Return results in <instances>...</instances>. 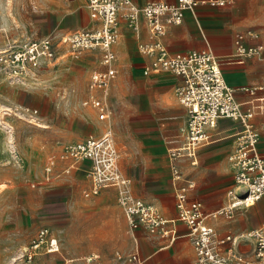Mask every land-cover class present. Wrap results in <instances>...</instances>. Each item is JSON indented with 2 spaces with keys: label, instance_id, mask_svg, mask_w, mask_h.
Listing matches in <instances>:
<instances>
[{
  "label": "rangeland",
  "instance_id": "1",
  "mask_svg": "<svg viewBox=\"0 0 264 264\" xmlns=\"http://www.w3.org/2000/svg\"><path fill=\"white\" fill-rule=\"evenodd\" d=\"M249 4L253 17H264V0H250ZM93 25L84 0H0V51H5L6 58L0 63V264H66L70 258L74 264H93L86 261L93 248L103 251L105 264H119L118 250L126 254L137 249L144 252L142 264H197L194 255L188 256V263L175 258L184 236L161 250L150 236L133 234L127 221L122 229L106 228L107 220L114 221L107 216L111 205L118 203L125 215L116 188L105 187L86 196L91 186L90 165L65 170L69 159L61 158L64 148L92 133H101L100 124H106L114 127L123 171L133 176L132 158L141 159L145 146L139 132L142 127L132 126L138 108L131 98L160 81L156 76L142 75L145 43L123 33L116 43L119 73L113 85V112L107 120H99L83 100L89 93L91 73L101 66L102 53L98 47L77 51L63 40ZM45 37L54 43L53 58L41 59L38 66L14 62L15 54L30 41ZM161 88L170 95L166 106L147 115L159 118L153 129H171L173 121H178V131L167 140H178L182 145L188 111L178 100L175 87ZM127 126H132L130 132ZM52 155L56 157L55 167L47 173ZM165 171L172 186L165 193H174L175 198L179 184L176 187L173 183L169 163ZM186 173L182 184L189 181ZM229 174L231 187L224 189V201L220 199L213 206L207 203V210L227 205V190L234 186L233 171ZM137 189L143 191L144 183ZM256 206L241 207L229 221L222 220L224 226L219 225V229L236 230L248 222L247 214L251 218L262 215ZM170 208L167 198L162 209L169 218L177 214ZM44 228L57 238L58 250L47 251V236L39 247L34 246Z\"/></svg>",
  "mask_w": 264,
  "mask_h": 264
},
{
  "label": "built area",
  "instance_id": "2",
  "mask_svg": "<svg viewBox=\"0 0 264 264\" xmlns=\"http://www.w3.org/2000/svg\"><path fill=\"white\" fill-rule=\"evenodd\" d=\"M212 5L224 4L227 0H208ZM86 7L95 26L81 33L64 37V41L73 49L80 51L98 47L102 53L100 63L103 68L95 69L88 83L89 93L83 100L97 110L100 119H106L112 108L109 100L113 79L118 74L115 66L117 54L113 49L120 37V22L125 21L135 33L141 30L145 19L152 37L164 35L173 23L183 20L185 12L194 10L200 0H152L145 5H138L133 0H85ZM260 47H250L247 52L259 53ZM143 52L152 57L145 67L146 72H172L180 77L176 86V95L188 109V121L181 146L169 150V160L173 179L184 180L178 161L183 157L196 160L200 145L211 139V130L222 119L238 120L242 128L237 136V145L229 160L234 168V186L228 190V203L214 211L207 212L199 199L190 197V190L195 186L190 180L177 187V217L166 218L160 209L144 199L134 195L132 180L120 169V152L111 129L101 135H90L85 139L68 144L61 158L69 159L67 172L80 161H88V175L91 187L86 196L98 193L102 188L115 187L119 203L123 206L132 231L143 230L153 237L166 240V245L174 243L182 234L177 223L187 226L189 237L195 251L197 264H264V221L258 227L235 234L221 233L209 224V218L221 215L227 219L235 216L241 207L254 205L264 195V151L258 143L260 134L252 122L254 108L264 107V97L248 110L242 108L236 98L235 88L225 79L223 64L212 51L191 49L171 52L166 45L157 40L145 44ZM5 51H0V63L4 61ZM56 50L51 38L45 37L30 41L25 48L15 54V60L25 61L38 66L40 60L55 56ZM243 59L241 58V61ZM55 155L48 160L47 173L55 166ZM48 229L40 231V244L45 241L48 251L59 249L56 237L49 236ZM250 242V251L240 250V245ZM34 245V246H35ZM97 252L89 260L98 259ZM122 264H142L143 258L138 250L122 255L118 254Z\"/></svg>",
  "mask_w": 264,
  "mask_h": 264
},
{
  "label": "crops",
  "instance_id": "3",
  "mask_svg": "<svg viewBox=\"0 0 264 264\" xmlns=\"http://www.w3.org/2000/svg\"><path fill=\"white\" fill-rule=\"evenodd\" d=\"M133 1L136 4L142 6L152 0ZM200 1L201 3L194 10H188L185 12L184 18L181 22L169 25L166 33L161 37H152L145 19H142L141 30L139 33H135L128 27L125 21H121L119 27V39L122 37L123 33H128L129 35L135 37L137 40L143 41V43L147 45L160 40L164 45L167 46V48L171 52L187 51L191 49L210 50L219 59H221L225 79L228 84L235 88L236 98L241 102L242 108L244 110H248L255 105L257 106V104L261 105L263 101H261L259 98L264 97V17L252 16V9L250 8L249 4L250 0H227V2H225L224 4L218 5L210 4L208 0ZM84 5L86 6L85 0ZM90 20L93 21V28L95 26V22L93 19H91V17ZM124 29H127V31L125 32ZM260 46L261 49L259 53L247 52L250 47ZM113 49L117 54L115 66L119 73V61L116 44H114ZM141 56L144 60L142 75H145L146 78H149L151 75H153L156 76L160 81L154 85H149L146 91L131 98V100L136 104L138 108V116L132 120L134 122L132 126L133 128L142 127V130H140L139 132H141L142 134L141 137L142 143L145 146V152L139 160H135L132 158L133 166H135L134 172L132 173L133 176L128 175L123 171L120 163V158L119 166L121 171L126 176L131 178L132 190L134 195L156 205L165 216L162 208L164 203L167 202V198H169L171 202L170 209L173 212L177 213L176 197L174 198V193H165L167 192V189L171 190L172 188L168 180L169 175L165 171V168L168 163L170 164L169 154L167 153L168 148L170 150L171 148L181 146V144L178 143V140L170 141L167 140V138L170 137V135L175 131H178L180 125L178 121L174 120L173 127L171 129L166 130L162 127L153 129V127L158 125L159 118L155 114L147 115V113L156 110L158 111L160 109L159 106H166L165 103L167 99H169L170 95H166L168 92L165 90H161V87L171 85L176 89V86L181 79L178 75L172 72H150L146 74L145 67L150 63L152 57H150L146 53L141 54ZM241 58L243 59L242 61ZM98 68H103V66L101 65ZM116 77L112 81L109 95L112 110L106 119H100L97 110L90 105H86L90 106L93 109L99 120H107L113 112L112 94ZM183 106L188 111L187 107L185 105ZM253 110L254 117L252 118V122L260 134L258 147L260 150L264 151V107H257ZM100 126L101 133L99 131L90 135L98 136L108 129H111L114 134V127L112 125L107 127L106 124H100ZM105 126L106 128H104ZM132 126H127L128 132L131 131ZM162 126H165V122L162 123ZM241 128L242 124L238 120H220L218 126L210 131L212 136L211 139L199 146L194 163L192 161V158L190 157H183L178 161V165L181 171L183 173L189 172V174L186 173L189 180L192 181V183L195 185L194 187L197 186L196 189H194L193 187L190 190V197L192 199L201 200L207 212L219 209L214 208L211 210H207V203L210 206H213L219 203L220 199H223L224 201V189L227 186H230V171H233L232 177L234 180V168L231 164V161L229 160V156L234 151L235 146L237 145V136ZM168 144H172V146L168 147ZM189 162L193 165L197 164V166L188 167L187 163ZM82 164L90 165L88 161L84 160L80 161L72 168L80 169L82 168ZM68 166L69 163L66 165V167ZM134 177L137 178V182H135ZM137 183L140 186H142V183H144L143 191L137 189ZM173 183L177 187V184H182V181L173 179ZM229 189L230 188H228V190ZM228 190L226 195H228ZM228 199L229 197H227V200L225 197L226 203H228ZM254 205H257L256 212L260 213L259 211H262L263 214L258 216L257 218H251V216L247 214L248 222L245 224H241V226L239 228H236V230L228 229L226 227L223 231L219 229V225L224 226L221 224L222 220L229 221L226 217L209 218L207 222L215 226L221 233L233 232L235 234H238L240 232L247 231V229L250 230V228L252 229L254 227H258L264 221V195ZM107 211V216L113 218L114 221L111 222V220H107L108 226H106V228L122 229L126 225V221L128 223L126 215H124L122 208L118 203L113 204V206L111 205V207L107 209ZM176 217L177 214L176 216L166 218L174 219ZM177 227L182 236L186 238L184 240L180 239L179 250H176L174 253L175 258L180 262L188 263V256L192 258L194 255L195 257V251L189 237L185 235L188 231L187 226L181 222H178ZM132 233L137 235L141 233V235L150 236L143 230L132 231ZM51 235L53 236V234ZM150 237L159 245V249L161 250L169 248L172 244L178 241L177 239L174 243L166 245V240L153 236ZM188 241L190 242L189 244L187 243ZM46 246H48V244ZM251 247L252 244L250 242H245L242 243L239 248L242 251L248 252L250 251ZM137 250L143 258V250ZM133 251H130L129 253ZM94 252H97L100 257L98 259H93L92 261H90L88 258ZM119 253L122 254L119 250L116 251L117 261L119 262V264H122L120 259L118 258ZM86 261L93 264H105V255L102 250L93 248L86 256ZM68 262L69 263L66 264H74L72 258L68 259Z\"/></svg>",
  "mask_w": 264,
  "mask_h": 264
},
{
  "label": "bare ground",
  "instance_id": "4",
  "mask_svg": "<svg viewBox=\"0 0 264 264\" xmlns=\"http://www.w3.org/2000/svg\"><path fill=\"white\" fill-rule=\"evenodd\" d=\"M145 73L147 74L149 72H146V69H145ZM40 245H41V243L40 244H36L35 247H39Z\"/></svg>",
  "mask_w": 264,
  "mask_h": 264
}]
</instances>
